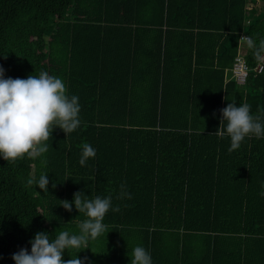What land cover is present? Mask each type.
<instances>
[{"label":"trees","instance_id":"obj_1","mask_svg":"<svg viewBox=\"0 0 264 264\" xmlns=\"http://www.w3.org/2000/svg\"><path fill=\"white\" fill-rule=\"evenodd\" d=\"M248 1L0 0L5 76H60L82 120L53 129L46 165L0 157V264L38 231L78 233L85 214L62 205L76 192L119 206L77 252L84 264H130L136 245L153 264H264V138L229 151L214 134L233 100L264 116V70L240 40L264 39V0L259 11ZM239 53L242 86L231 78ZM84 143L96 157L81 166ZM45 171L47 193L29 183Z\"/></svg>","mask_w":264,"mask_h":264},{"label":"clouds","instance_id":"obj_2","mask_svg":"<svg viewBox=\"0 0 264 264\" xmlns=\"http://www.w3.org/2000/svg\"><path fill=\"white\" fill-rule=\"evenodd\" d=\"M241 38L258 61L264 60V39L257 42L250 35ZM251 107L249 103L237 104L233 100L220 109V124L214 134L230 138L229 151L239 149L247 137L264 138V116H254ZM80 111L79 96L68 94L60 76L41 71L26 78L6 77L4 67L0 66V157L15 161L27 154L42 158L46 165L43 155L48 151L53 129L58 126L66 135L78 129L82 123ZM95 157V147L84 143L80 165H87L89 159ZM47 173L42 172L38 179L32 178L29 183L38 185L44 193L49 192ZM125 187L121 185L120 195L130 198L131 193L123 190ZM62 205L68 211H72L74 205L78 212L85 214L79 232L61 230L52 236L46 231H38L29 240L30 251L21 247L12 254L15 264H84L87 258L78 257L77 252L88 248L89 240L109 231L104 223L109 209L119 211L118 205L113 206L111 196L97 195L89 199L82 192H76L71 202L63 200ZM69 249H75L76 255L65 260V250ZM130 256V264H153L151 253L143 245L134 246Z\"/></svg>","mask_w":264,"mask_h":264},{"label":"built area","instance_id":"obj_3","mask_svg":"<svg viewBox=\"0 0 264 264\" xmlns=\"http://www.w3.org/2000/svg\"><path fill=\"white\" fill-rule=\"evenodd\" d=\"M247 34L242 33L240 36V40H242V36ZM254 70L257 72H262L264 70V60L257 61L256 65L254 66ZM250 71V67L247 65L245 57L242 53H239L237 56L234 57L233 64L231 67V78L235 81V83L239 86H242L246 83L248 74Z\"/></svg>","mask_w":264,"mask_h":264},{"label":"rangeland","instance_id":"obj_4","mask_svg":"<svg viewBox=\"0 0 264 264\" xmlns=\"http://www.w3.org/2000/svg\"><path fill=\"white\" fill-rule=\"evenodd\" d=\"M263 2L261 0H249L248 1V9H250L251 7H255L258 11L261 9Z\"/></svg>","mask_w":264,"mask_h":264}]
</instances>
